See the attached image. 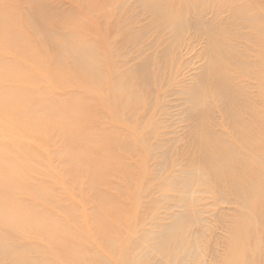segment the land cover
Segmentation results:
<instances>
[{"label":"rangeland","instance_id":"374dc122","mask_svg":"<svg viewBox=\"0 0 264 264\" xmlns=\"http://www.w3.org/2000/svg\"><path fill=\"white\" fill-rule=\"evenodd\" d=\"M159 1L168 16L149 11L144 0H0L1 16L29 53L0 46V59L25 74L0 81V90L28 95L0 116V163L13 173L0 178V239L17 252L27 247L41 261L46 256L45 264H138L141 239L156 243L188 203L201 220L185 240L198 251L186 253L183 264H221L230 252L241 212L231 190L227 200L207 175L200 186H184L188 169L204 168L192 114L248 156L239 139L246 129L232 116L264 111V80L239 66L264 57V0ZM30 11H44L55 34L92 44L102 76L77 69L61 44L45 42ZM179 22L191 27L174 32L171 23ZM208 29L220 32L214 54ZM206 71L211 77L202 82ZM197 87L202 100L195 103ZM229 89L235 98L221 96ZM226 168L219 173L248 176L242 159ZM258 248L264 251V238ZM0 264L11 259L0 253Z\"/></svg>","mask_w":264,"mask_h":264},{"label":"bare ground","instance_id":"6f19581e","mask_svg":"<svg viewBox=\"0 0 264 264\" xmlns=\"http://www.w3.org/2000/svg\"><path fill=\"white\" fill-rule=\"evenodd\" d=\"M144 1L147 5L146 8L149 11L158 14L159 16L164 15L165 17L167 15V11L162 8L159 0ZM3 13V8H0V46L28 56L29 53H26L27 50L25 43H21L15 31L9 29L6 20L1 16ZM29 16L31 23L44 35L45 42H54L58 45L61 44L60 46L65 50L64 53L68 51L71 54L74 66L77 69L84 70L85 72H95L98 76H102V73L98 71L92 44L79 39L75 40L67 33L61 35L55 34L52 31V20L44 18V11H34L31 12ZM199 20L200 19H198L196 23H198ZM251 25H253L252 27L255 26L256 33H262V25H258L257 23ZM171 26L174 32L181 33L184 28H190L191 24L185 22L182 26V23L179 22L178 24L171 23ZM205 32L210 37V53L214 54L215 50L217 52L221 49L217 37V33L219 34L220 32L216 31L217 33H215L211 29H208V31ZM130 38L133 41L136 40L135 35H132ZM260 42L264 48V38L261 39ZM30 50L31 49L28 51ZM32 53L33 52H31V55ZM251 64L250 61H245L239 64L241 71L251 77L252 80L263 81L264 57H262L260 61ZM256 67L258 68V71L254 70ZM211 74V71H206L202 76L201 81L205 82L211 77ZM24 75L25 74L22 71L16 69L13 62L3 58L0 59V81L4 79H21ZM220 78L221 77H217L214 79L220 82L225 80L224 77ZM199 90L200 87H197L192 92L191 97L195 103L202 100ZM234 94H236V92L231 89L221 92V96L226 99L228 95L229 97L231 95L235 98ZM27 96V93L21 90H0V116L2 117L4 114L7 115L11 105L19 106L22 104ZM126 98L129 99L130 97ZM245 110L246 112L242 115V118L239 117L238 114H235V112L233 116H231L233 119L235 118V127L236 125H239L241 129H243V127L246 129V131H243L244 135H241V138L239 139L248 147L249 153L247 157L242 149L236 147L232 142H229L228 139L225 140L218 133L210 131L205 121H199V119L203 117L197 118V113L195 114L193 112L192 114L194 116L191 133L192 142L199 146L198 152L200 159L204 163V168L200 166H192V168L187 170V173L190 174V179L184 183L185 188L192 186V183H197L195 186L202 185L203 182H206L204 181L206 175L208 178L214 177L217 182V184H214L216 185L217 191H219L224 198L229 200L230 196L228 195L226 188L231 190V194L237 200L239 208H241L233 233L229 239L231 250L223 258L221 264H257L256 261H258V264H264V251L262 248H258L259 239L264 238V131L262 122L259 118V116L264 117V111L254 108H251L249 111L248 109ZM45 114L47 117L51 116L52 111L45 112L44 115ZM246 115L250 116V120L245 118ZM18 120L15 121L16 124L19 123ZM21 126L24 127L23 124ZM25 127L23 129H25ZM260 134H262V136ZM257 136L258 138L254 141V138ZM239 159H242V162H245L246 169L244 170V173L248 174L244 181H239L235 177L224 176L219 173L223 166H227L226 169H228L232 161ZM249 169H255V174L250 173ZM10 173H12L10 169H8L7 172L6 166L3 165V162L0 163V178H2V176H8ZM223 186L225 191L223 190ZM1 216L5 221L8 219V216H3V214H1ZM200 220L201 217L199 212L193 208L192 205L190 208L188 203L186 212L183 215L175 217L169 225L165 226L159 232L156 236L158 238H156V243L148 245V238L146 237V245H144V238L141 239V249L137 248L134 259L138 264H156L153 262V254H155L159 258L158 262H160V264H173L177 256L182 252H185L186 254L193 250V253H197L198 247H196V243L194 242L190 245L186 243L185 240L187 238L190 224L193 221L199 222ZM259 224L261 226V231L259 229ZM148 233H152V231ZM27 250L28 248L25 247L20 252H17L16 249L9 247L0 239V253L9 257V259H11V264L46 263V256L42 257L41 261L39 256L34 254L30 255ZM188 258L189 256L187 254L180 257V264H183ZM47 264H50L49 259ZM80 264L85 263L82 261Z\"/></svg>","mask_w":264,"mask_h":264}]
</instances>
